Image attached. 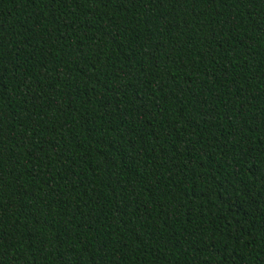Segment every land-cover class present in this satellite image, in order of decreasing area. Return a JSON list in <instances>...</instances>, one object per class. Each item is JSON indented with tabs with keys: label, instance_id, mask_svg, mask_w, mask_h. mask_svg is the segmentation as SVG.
<instances>
[{
	"label": "trees",
	"instance_id": "obj_1",
	"mask_svg": "<svg viewBox=\"0 0 264 264\" xmlns=\"http://www.w3.org/2000/svg\"><path fill=\"white\" fill-rule=\"evenodd\" d=\"M0 264H264V0H0Z\"/></svg>",
	"mask_w": 264,
	"mask_h": 264
}]
</instances>
